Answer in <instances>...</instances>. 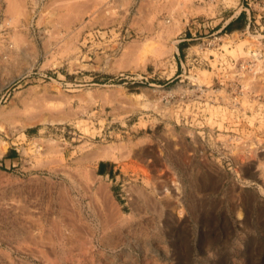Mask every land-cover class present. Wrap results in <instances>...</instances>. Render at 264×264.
Here are the masks:
<instances>
[{"label":"rangeland","instance_id":"1","mask_svg":"<svg viewBox=\"0 0 264 264\" xmlns=\"http://www.w3.org/2000/svg\"><path fill=\"white\" fill-rule=\"evenodd\" d=\"M240 5L0 0V264H264Z\"/></svg>","mask_w":264,"mask_h":264},{"label":"built area","instance_id":"2","mask_svg":"<svg viewBox=\"0 0 264 264\" xmlns=\"http://www.w3.org/2000/svg\"><path fill=\"white\" fill-rule=\"evenodd\" d=\"M215 0H199V2L212 3ZM246 19V28L240 32V39L244 38L247 45V57L235 61L233 68L236 76L252 78L257 85H264V1L241 0L240 12L236 16ZM253 83V82H252ZM237 85H242L237 83ZM260 105L258 108L261 110ZM258 114H260L258 112ZM262 131V130H261ZM264 133V129L262 131ZM264 148V147H263Z\"/></svg>","mask_w":264,"mask_h":264},{"label":"bare ground","instance_id":"3","mask_svg":"<svg viewBox=\"0 0 264 264\" xmlns=\"http://www.w3.org/2000/svg\"><path fill=\"white\" fill-rule=\"evenodd\" d=\"M239 12L240 11H238L235 15H234V17L235 16H237L238 14H239ZM231 21V19H229L227 22H226V24H229V22ZM243 42L242 43H240L239 45H238V47H237V49L236 50H234V52L235 53H237L238 55H239V58L238 59H245V58H248L247 56V52L246 51H244V47H243ZM246 54V55H245ZM4 150H5V148H4ZM102 155H100V157H101ZM99 157V158H100ZM106 157H108V156H106ZM104 158V155H103V157H102V159Z\"/></svg>","mask_w":264,"mask_h":264}]
</instances>
